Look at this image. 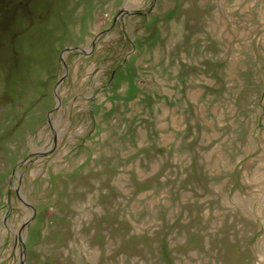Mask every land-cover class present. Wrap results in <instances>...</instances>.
Here are the masks:
<instances>
[{"label": "rangeland", "instance_id": "obj_1", "mask_svg": "<svg viewBox=\"0 0 264 264\" xmlns=\"http://www.w3.org/2000/svg\"><path fill=\"white\" fill-rule=\"evenodd\" d=\"M0 264H264V0H0Z\"/></svg>", "mask_w": 264, "mask_h": 264}]
</instances>
